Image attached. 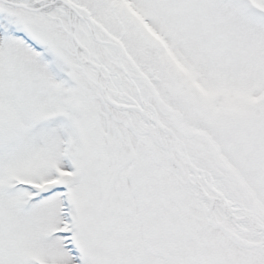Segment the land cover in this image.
I'll return each mask as SVG.
<instances>
[{
    "label": "snow or ice",
    "instance_id": "obj_1",
    "mask_svg": "<svg viewBox=\"0 0 264 264\" xmlns=\"http://www.w3.org/2000/svg\"><path fill=\"white\" fill-rule=\"evenodd\" d=\"M0 264H264V0H0Z\"/></svg>",
    "mask_w": 264,
    "mask_h": 264
}]
</instances>
